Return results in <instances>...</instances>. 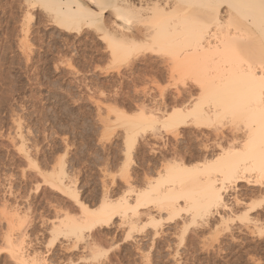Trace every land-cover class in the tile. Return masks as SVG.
<instances>
[{"label":"rangeland","instance_id":"rangeland-1","mask_svg":"<svg viewBox=\"0 0 264 264\" xmlns=\"http://www.w3.org/2000/svg\"><path fill=\"white\" fill-rule=\"evenodd\" d=\"M239 1L230 7L228 0L221 3L223 29L218 35L235 43L231 45L236 50L227 52L239 58L237 63L231 60L233 66L241 60L261 65L264 34L260 37L259 30L264 16L248 4L245 7L251 0ZM261 1L253 6L259 7ZM60 2L0 0V264H19L8 238L19 243L26 257L38 258L39 264H264V225H251L247 219L262 210L264 190L246 182L238 183L243 204L235 205L232 191L226 196L229 209L210 206L200 212L187 211L185 200L179 198L175 214L167 218L168 213L160 212L164 218L146 225L142 232L120 224L118 216L105 226L84 225L79 232L68 231L66 217L83 219L78 202L95 209L103 198L114 201L128 193L127 187H145L148 178L161 181L171 162L181 157L189 170L202 169L206 159L221 152L213 142L216 130L229 134L241 128L233 149L221 141L224 148L239 154L248 134L259 136L263 130L264 136V122L259 115L226 113L228 117L223 114L200 126L179 127L177 137L169 128L162 129L163 122H145L138 103L150 104L160 93L170 98L174 88L182 86L166 71L161 76L155 72L169 50L118 48L111 52L102 22L80 21L75 25L78 29L62 27L57 12ZM251 13L260 24L253 22ZM255 49L260 56L257 61L248 57L256 55ZM183 82L190 87L195 84L189 77ZM194 131L205 134L206 141L194 138ZM204 143L212 149L206 159L201 156ZM198 172L192 174H202ZM196 175L192 179L200 177L197 181L203 182V176ZM247 176L249 181L264 182V173ZM184 182L189 187L198 184ZM67 187L76 199L63 191ZM252 205L255 208L246 216ZM221 215L227 221L220 220ZM86 242L90 245L84 248Z\"/></svg>","mask_w":264,"mask_h":264},{"label":"bare ground","instance_id":"bare-ground-1","mask_svg":"<svg viewBox=\"0 0 264 264\" xmlns=\"http://www.w3.org/2000/svg\"><path fill=\"white\" fill-rule=\"evenodd\" d=\"M226 1L61 0L60 3L62 6L58 8L57 12L61 16L62 21L59 23L63 25L62 27L65 29L77 25L80 21L86 25H91L97 21L102 22L105 33L110 39L108 42L110 43L111 52L118 48H137V52L153 50L156 47L162 50L165 47V49L167 48V50H169L167 51L169 56L162 64L164 66L160 64L159 66L157 64V66L153 65L157 68L155 72L157 75L161 76L164 73L163 71H166L171 78L174 79L176 77L177 80H181L182 83L178 85L182 86L174 88L175 92L170 98L165 97L164 93L163 95L160 93L159 99L154 100L152 103L145 104L140 102L138 103L139 105H136L145 122H158V124L163 122V124L161 123L162 125H160L162 129L163 126L169 128L173 136L177 137L181 134L179 133V127H188L189 125L200 126L202 123L218 120L220 117L222 118L221 115L224 114L223 116H225L226 113L232 114L233 112L234 114L236 112L235 114L239 113V115L241 113L242 115L248 114V117L254 116V118H257L259 115L260 117L262 116V122H264V60L261 61V65L256 62V59H260L258 58L260 56H258L259 54H257L258 50H256V48V53H254L256 55L251 54L254 56L249 55L248 57H253V59L256 60L254 63L257 64L251 66V62H248V65L247 63H242L240 59L241 61H239V63L241 62V64H235L236 66H233L234 64L232 65V59H234L233 63H235L239 58L237 59L235 56L237 60L233 57L231 58L228 56L227 52L234 51V47L232 48L233 45L231 44L235 43L228 40H224V42L221 39L223 35L221 34L222 37L218 35L220 34L218 30L223 23V16L221 17L219 8L221 3L223 2L224 4ZM235 1L236 0H228L226 5L230 7ZM254 1L251 0L247 2L246 5H242H245V7L247 4L250 7L252 6L255 12L257 10V12H260L262 18V15L264 16V2L260 0L263 5L261 4L259 7H254V4H259L258 0L256 3ZM224 10L225 9H223V11ZM228 11L229 10H227V12ZM244 14L248 16L249 13ZM250 15L253 18L252 13ZM231 17L229 16V18ZM232 19L233 18H231V20ZM240 19L242 21V18ZM229 20L230 19L227 20V23H229ZM255 20L256 22L253 18L255 24L259 23L257 22L259 21L257 18ZM108 21L110 23H108L109 25H107ZM262 21H264V19ZM250 22L248 21V23L252 24V21ZM75 27L78 29L77 26ZM263 29L264 27L261 28V30L258 29L261 31L260 34H262L260 37L264 34ZM254 37L256 38V36ZM224 43L225 47L223 46ZM245 43H247V41ZM234 46L238 47V45ZM245 46H247L246 50L248 51V45ZM258 46L261 47V45ZM230 48H232V51ZM234 49L236 50V48ZM239 49L241 52V48H238V50ZM253 49L254 48H252L251 51H253ZM263 49L264 48H262V50ZM241 54L242 53H240V55ZM255 56H257V58H255ZM261 58L264 57L261 56ZM187 77L195 83L192 85L194 88H191L192 86L190 87L183 82ZM152 99H150V101H152ZM230 116L231 115H229V117ZM226 117H228L227 114ZM246 120L249 121L248 119ZM252 120L251 122L253 123ZM258 120H260L259 124H261V119H259V117ZM250 127L249 124L248 128L250 129ZM254 127L253 129L257 130L258 126L256 125V128ZM240 129L241 128L238 126L234 128V130H230L231 132L229 134L224 133L222 130L214 131L213 135L215 136L213 139H216L218 142H213L214 144L217 143V147L221 152H218L219 154L212 159H206L212 149H210L211 146L204 143L202 148L203 155L201 156H203V159H206L207 162H203L205 165L200 170L198 168V170H193L192 168L190 172L189 168L183 165L184 160L181 157L179 161L171 162L168 167V172L170 174L167 173L165 179L161 181H154L148 178L146 186L141 189L129 186L130 188L127 187V189H129L128 193L122 194L120 198L114 199V201L112 199L103 198L95 209H91L84 203L78 202L83 219L81 221H76L66 217V220H69L68 231H72L73 233L79 232L84 225H87L88 228L93 226H105L111 223L114 217L118 216L120 224L126 225L129 230L142 232L146 225L157 224L160 219L164 218L161 216L160 212L168 213L167 218L175 214L179 209L177 206L179 198H181L182 201L183 199L185 200V210L195 212H200V210L203 211L210 206H213V208L229 209V205L225 201V198L230 191H232L231 195H233L232 197L234 198L233 201L235 205H239L240 203L243 204L241 198L242 191L239 192V182H246L248 185L255 186L259 191L264 190V182L261 179L255 178V180L249 181L247 176L249 174L251 175V172L264 173V136L263 130L261 133L262 135L259 136L258 134L252 135L246 132V135L248 134L246 138L247 143L243 145L242 151L237 149L240 150V152L236 154L231 149L224 148L221 145V141L222 143L224 141L228 142V144L230 143L229 145L235 144L240 138L238 134ZM255 130L253 132H255ZM247 131L251 130L247 129ZM194 132V138L200 139V142L203 139L206 141L207 137L205 134ZM257 133H260L259 130ZM211 136L212 135H210V137ZM244 142L245 140L243 143ZM229 147L233 149L234 146L232 145ZM197 171L202 172V174L198 173L200 174L199 176H203V182H200L201 180L197 181L200 177L196 174L195 175L199 178H194L195 180L192 179V177L195 176L192 173H196ZM246 172L249 173L247 174ZM262 178H264V176H262ZM188 179L198 184L194 183L195 186L190 185L189 187L188 184L190 183L187 182L188 184L184 185V181ZM164 182L166 184L170 183V185H163ZM64 190L66 192L68 191L69 194L71 193L70 195H73L75 197L74 199H76V194L69 190L68 187L64 188L63 191ZM255 205L250 206V208L246 210V216H248V211H252L255 208ZM258 205L260 206V203ZM260 207L262 208L260 213H255L256 216L247 217L251 225H264V200ZM143 218L146 220L143 221ZM221 218L223 221H227L226 215L225 217L221 215L220 220ZM128 235L129 233H127V236ZM8 243L11 248V253L16 256L19 264H39L38 258L33 257L29 259L26 257L19 243L15 244L9 238ZM88 245L90 244L86 242V245L83 247L85 248Z\"/></svg>","mask_w":264,"mask_h":264}]
</instances>
